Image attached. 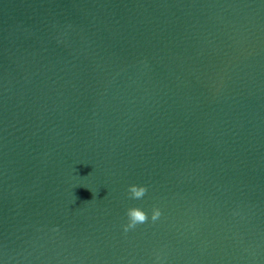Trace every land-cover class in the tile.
Masks as SVG:
<instances>
[{"label": "water", "instance_id": "95a60500", "mask_svg": "<svg viewBox=\"0 0 264 264\" xmlns=\"http://www.w3.org/2000/svg\"><path fill=\"white\" fill-rule=\"evenodd\" d=\"M0 264H264V0H0Z\"/></svg>", "mask_w": 264, "mask_h": 264}, {"label": "clouds", "instance_id": "9594fccd", "mask_svg": "<svg viewBox=\"0 0 264 264\" xmlns=\"http://www.w3.org/2000/svg\"><path fill=\"white\" fill-rule=\"evenodd\" d=\"M148 189L146 186L130 185L128 188L129 197L132 199H142ZM161 211L158 207H153L151 220L155 222L161 216ZM128 223L124 225V231L127 233L130 229L135 228L138 224H143L148 221V215L139 207H131L127 210Z\"/></svg>", "mask_w": 264, "mask_h": 264}]
</instances>
